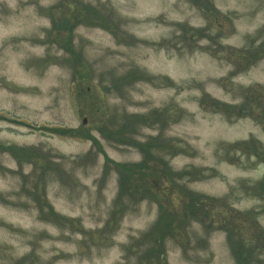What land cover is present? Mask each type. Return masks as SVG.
I'll return each mask as SVG.
<instances>
[{
  "label": "rangeland",
  "instance_id": "rangeland-1",
  "mask_svg": "<svg viewBox=\"0 0 264 264\" xmlns=\"http://www.w3.org/2000/svg\"><path fill=\"white\" fill-rule=\"evenodd\" d=\"M79 3L110 30L78 21L66 39L61 29L54 38ZM258 32L256 43L264 41V0H0V144L32 148L28 156L15 151L20 161L0 151V264H237L234 234L254 245L252 225L264 231V58L231 76L234 60L225 53ZM163 77L176 87H165ZM205 95L209 109L199 103ZM164 108L166 126L133 122L130 133L155 142L151 152L163 156L154 162L157 186L138 187L122 207L115 164H138L144 155L102 131L119 128L126 114ZM53 128H79L98 143ZM168 140L181 150L174 154L171 145L166 154L160 145ZM245 140L256 151L235 149ZM164 164L195 168L198 179L175 186L222 199L255 222L237 220L231 237L218 219L207 226L191 220L164 240L160 262H141L159 208L175 213L183 196L167 194ZM41 202L70 221L49 217L48 207L41 215Z\"/></svg>",
  "mask_w": 264,
  "mask_h": 264
},
{
  "label": "trees",
  "instance_id": "trees-1",
  "mask_svg": "<svg viewBox=\"0 0 264 264\" xmlns=\"http://www.w3.org/2000/svg\"><path fill=\"white\" fill-rule=\"evenodd\" d=\"M74 10H70V16L65 21V23H61L56 25L55 29L52 31V36L54 38H60V29L66 33V36L64 34V39H66L67 34L69 35V32L71 29H73V26L75 24H79L80 22H91V23H101V25L104 28H107V30H110L109 25L105 22H103L102 16L96 12V11H89V9H86L83 4H77L75 5ZM87 13L91 14V17L88 18L86 16ZM207 13L210 16V18L213 16V9L208 8ZM215 15V13H214ZM94 19V20H92ZM103 19V20H102ZM108 19V18H107ZM86 20V21H84ZM214 20V19H213ZM106 21V20H105ZM193 36H200L205 39H210L209 32L196 30L194 28L190 29ZM187 32V30H185ZM200 32V33H199ZM262 34L261 32L257 33L256 37H248L247 44L242 49H232L229 48L226 50V58L234 60L233 66L235 67V70L231 73V76L246 71L250 66H252L256 61L264 58V41L263 39L260 40L258 43L256 41L258 39H261ZM207 51V50H205ZM73 58H75L76 64L79 65L80 69L86 70L85 64H82L79 62L80 57L78 54H74ZM82 67V68H81ZM133 77H143L142 74H140L138 71L134 72ZM149 81L154 80L152 77H147ZM164 86L165 87H176V83H174L170 78L163 77ZM213 101V100H212ZM215 102V101H214ZM200 106L203 109H209V107H213L214 104L210 101V98L205 95L203 96L200 101ZM217 105L218 102H215ZM219 105V104H218ZM168 108H164L162 110L152 111L150 115H124L123 122L120 125L119 128L116 130H108V129H99L103 130V135L108 138H112L116 140L117 143H126V145H132L137 147L144 155L143 160H141L138 164H115V168L117 172L119 173L118 177V187L119 192L116 198V203H120V205L127 206L134 197H136V193H138L139 188L142 187L146 189V191H149L150 188H155L157 186V174L156 172L159 171V167L154 163L157 161V159L162 162L163 156H159L156 158V155L151 152V150L155 147V142H146V143H139L133 138L130 137V133L133 132V122L137 123H143L146 125H154L157 121H161V127L166 126V118L165 116H168ZM242 111V110H241ZM240 111V113H241ZM239 113V114H240ZM178 115V113H177ZM162 118V119H161ZM158 119V120H157ZM164 124V125H163ZM54 132L62 134L67 137H81L86 139H92V141H95V143H98L96 139L90 134V132H86L84 130L77 129H56L53 128ZM111 131V132H110ZM109 138V139H110ZM176 142V141H175ZM174 141L168 140V144L170 145H160L162 150L167 154L169 150H173L172 146H175L174 154H176L181 148L177 147L178 143H175ZM175 143V145L173 144ZM250 141L245 140L242 142H239L236 144L235 149L240 150H255L254 148H251L249 146ZM32 148H23V147H14L10 145H2L0 144V151H9L14 158L17 161H20V159L15 156V151L22 154V156H28L31 153ZM172 152V154H173ZM255 153V152H254ZM36 166L40 165L41 157H36ZM161 172L163 173L165 186H166V192L167 194H171L172 196H180L178 193V189L180 192H182V188L179 186H175V184L185 179V177L190 176L192 179H198L195 175H197L195 168L193 167H186L185 169L179 170V171H173L170 170L171 168L165 164L160 168ZM201 174H204V171H200ZM136 175H138V178H136ZM135 177V178H134ZM206 178V175L203 177ZM138 180V182H137ZM262 187V185H261ZM145 192V191H144ZM222 199L219 198H213L210 196L200 195L198 193L192 192L191 190L183 191L182 200L179 203V209H176L174 207L173 212H170L168 214V210L166 207H160L159 208V215L157 221L154 223L152 228L145 234V240H147L148 247L145 249L144 253H142L139 257V260L141 262H150V260L156 258L157 261H161V253L163 248V242L167 237H174L178 235L182 229L185 230V228H188L191 225V220L201 222L202 224L206 225H212L215 219H218L220 222V227H224L226 230L228 228L229 235L232 237L233 233H235V230L237 229L236 222L243 223V225L246 224V220L248 222H255V217H249L250 215L246 213V215H242L237 210H234L233 208H226V204L222 205ZM41 206V207H40ZM39 206L41 215H43V208L48 207L47 215L49 217H54L56 221L59 223L61 221H70L68 218H64L61 215H58L56 212H54L51 209V206L47 205L46 203H42ZM223 206V207H222ZM226 209V211L222 210V208ZM227 210H229L227 212ZM218 211V212H217ZM255 210L251 213L255 214ZM244 213V212H243ZM244 216V217H242ZM248 216V217H246ZM210 218V220H209ZM253 218V219H252ZM174 222H177V225H174ZM242 225V226H243ZM241 226V227H242ZM254 230L256 231L254 245L252 244H246L242 238V234L239 231L238 234V240L233 244V252L234 256L236 257L237 264H264V258L260 259V256L264 257V231L260 228H257L256 226L252 225ZM227 230V231H228ZM184 232V231H183ZM232 240V239H231ZM143 241L142 243H144ZM182 246V244L180 243ZM133 247H131L132 249Z\"/></svg>",
  "mask_w": 264,
  "mask_h": 264
}]
</instances>
